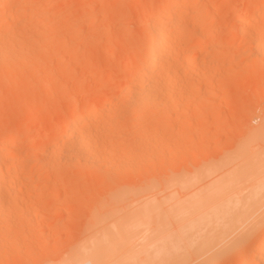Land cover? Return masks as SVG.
<instances>
[{"label":"rangeland","instance_id":"1","mask_svg":"<svg viewBox=\"0 0 264 264\" xmlns=\"http://www.w3.org/2000/svg\"><path fill=\"white\" fill-rule=\"evenodd\" d=\"M163 2L164 0H0V45L4 46V50L0 51L2 54L4 51L5 55L10 51L11 54L9 57H4L3 54L4 60L0 56V139L20 134L17 146L21 151L18 150L19 154L26 152L43 156L49 149L52 153L53 148L56 149L53 155L55 152L60 154L61 148L67 149L71 145L69 142L73 143L72 137L69 136V139L68 135L66 146L61 147L62 142L57 141L62 135L60 131L69 133V126H66L69 125L68 116L87 113L84 108L89 107L90 110L95 104L98 111L95 113L96 118L82 123L87 126L83 127L80 123L77 127L89 130L88 125L95 121L90 126H97V130L98 126L101 127L98 130L101 134H95L101 135L99 140L97 136H94L97 141L93 139L94 145L101 142L100 146L95 145L97 151L102 149L103 141L107 142L109 144H104V149L109 145L114 148L108 147L106 153L104 149L100 152L107 155L110 154L107 150L112 149L109 151L114 153L110 157L108 155V159L112 157V161L109 160L111 162L117 159L114 167L119 164V158L122 157L123 161V167L119 164L118 167L122 168H117L118 171L114 173L111 171L115 170L113 163L109 162L111 167L106 164V155V160L102 159L105 161H98L101 153H97L98 158L88 163L97 164L90 165L91 168L99 167L93 169V172L97 171L94 172L96 176L92 169L89 172L90 167H84V159L91 158L88 153H81V157H86L77 158L82 159L83 166H80L76 158L67 161L68 164L73 161L72 165L63 161L61 163V160L56 162V156L51 154L56 162L52 163L49 161L50 155H47L50 153H46L49 162L44 161L42 168H39L42 164L40 162L36 168L38 161L34 162L35 160L20 166L18 172L26 173L29 182L32 178L33 185L27 182L32 190L26 189H30L31 193H28L29 196L27 194L28 197L23 196L26 201L22 196L19 197L22 202L17 199L15 208H12H17V213L25 201V206L21 207L24 210L19 211L26 218L17 215L23 219L19 222L20 219L14 216L15 212L11 213L14 215L10 218L11 224L18 219L15 226L18 227V223H21L20 226L23 227L17 228L9 224L10 229L7 226L9 233H14L13 227L16 228L17 235L13 237L15 242L11 238L14 234L11 233V237L7 234L8 229H3L6 233L2 234L3 225L0 224V235H6L4 237L7 239L10 237L9 241L12 240L8 243L13 242L11 245L19 243L18 247L22 246L18 251H12L17 253L16 256L11 253L10 256L13 257L10 260L7 255L11 251L5 253L6 257L0 252V258L4 256V260H9L5 264L63 262L75 251L89 248L95 240H103L102 227L107 232L110 230L111 233H108L112 236V232L117 230L115 222L117 225L120 222L121 225L122 219L129 220L122 227L136 239L143 236L142 230L145 227H149L146 238L149 236L150 239L154 236L151 234V227L156 225L149 226V219L147 221L146 218L143 220L148 224H142V221V225L139 222L140 226H135L133 221L130 222L134 215L129 216L131 213L136 215L141 212L140 208L151 209L152 205L160 206L163 212L160 213L162 210L158 208L160 215H157V208H154L150 215L155 211L153 217L157 215V219H160L165 211L167 218L162 219L166 223L170 222L167 226L171 229H167L173 241H177V244L172 241L169 243L178 247L170 246L175 248V252L168 249L167 245V258L171 263L244 264L263 241L264 135L254 139L249 136L253 132L256 135L263 130L261 126H264V73L257 69L262 67L264 70V44L259 50H255L251 43L255 31L261 32L260 35L264 37V0H197L195 3L187 2V5L181 0L183 3L179 2L178 5H183L184 9L180 7V11L181 8L183 11L179 14L180 17L183 12L186 15L185 18L182 17L183 20L187 16H190L187 19L194 17V13L198 15H195L199 21L194 23L197 27L194 30L201 53L186 75L183 73L182 56L186 46L180 43L182 51L179 50V45L175 46L178 47V55L172 57V61L177 56L181 62L183 60L176 64V61H171L182 67L178 77L174 76L173 81L177 80V85L173 83L174 87L169 90L166 88L168 91L172 89L169 97L166 95L169 93H164L167 90L162 88L164 92L160 91L164 96H161L160 91V97L157 96L161 104L156 99L155 103H147L148 107L146 103L134 102L132 99L139 92L130 93L127 86L130 75H135L140 58L145 53L144 40L150 29V22L147 23L146 20L149 15L151 20L156 18L155 12L158 16L157 11H162ZM187 12H193L192 16ZM253 12L255 15L251 14ZM9 14L14 20L5 23L4 18ZM239 15H246L245 21L247 20L243 36L238 33L239 26L236 23ZM193 25L189 24L187 27L193 28ZM207 31L211 34L210 38L205 37ZM3 43H7L9 49ZM8 58L14 60V63ZM8 63L10 67L7 66ZM175 77L178 79L175 80ZM175 86L179 89L176 90ZM129 93L132 94V99L131 96L128 97L130 101L126 97ZM133 103L138 107L146 105L147 108L141 106L137 109ZM74 106L76 110H72ZM142 107L144 110L141 111ZM77 110L80 112H76ZM112 111L115 112L114 116L110 114ZM63 126L66 128L62 129ZM91 127L90 131L94 129L95 132V128ZM102 129L106 130L103 132ZM153 132L155 135L157 132L162 135V139L158 146L149 144L152 148L156 146L152 151L150 146L147 145L148 149L143 144L145 141L149 143V139L151 143H157V139H151ZM143 133L145 137L142 136ZM35 135L50 137L53 146L50 147L52 144L47 145L45 142L30 143L29 139ZM140 135L144 140L138 141ZM146 148L149 152L144 150ZM41 151H44L43 155ZM141 159L146 160L143 166L140 162L144 161ZM96 161L105 162L112 169L109 170L104 163L98 164ZM122 161L120 160L121 163ZM50 163L57 165V168H51ZM101 172L104 176L112 173L110 179L101 177ZM97 173L101 174L100 177H97ZM17 202L22 205L18 207ZM146 203L149 208L142 207ZM136 210L139 211L136 213ZM127 216L129 219H124ZM110 217L116 218L114 222ZM98 218L103 219L100 221L106 223L108 229L105 224L102 226V222L99 224L96 221ZM107 221L112 222L115 227L109 223L110 226ZM40 223L45 225L46 229L43 231H39L42 230ZM99 226L102 227L99 229ZM173 229L177 231L174 233L178 235L176 239L171 233ZM30 234L33 237L30 236L29 239ZM138 240L135 246L139 250L142 244ZM8 243L6 244L9 245ZM23 243H26L34 256L30 255V258L23 251ZM10 246L8 247L11 248ZM15 247L13 246L14 250H17ZM7 249L2 251H8ZM151 251L148 255L154 254ZM139 255L137 257L140 259L136 257L135 261L129 260L128 264H158V259L149 260L145 253ZM143 257L145 261H142ZM251 264L264 263L254 261Z\"/></svg>","mask_w":264,"mask_h":264},{"label":"bare ground","instance_id":"2","mask_svg":"<svg viewBox=\"0 0 264 264\" xmlns=\"http://www.w3.org/2000/svg\"><path fill=\"white\" fill-rule=\"evenodd\" d=\"M4 0H1V2H3ZM194 1V2H193ZM195 1H197V0H187V1H184L183 0V2H181V0H164V2H163V6H162V11L160 12V10L159 11H157V13H158V16H157V14H156V12H155V14L154 15H156V18L155 17H153L154 15L152 14V17H153V19L151 20L150 19V15H149V19H147L146 20V22L148 23V22H150V29L148 30V34H147V36H146V39L144 40V49H145V53H144V55H142L141 56V58H140V64H139V68H138V70L137 69H135V70H137L136 71V73H135V75L134 76H131L130 75V77H129V84H128V86H127V88H128V90H127V88L124 86V88H126L125 89V92L127 93V91H129L130 93H133V91L135 92H139V94H135V98L133 97V99H132V94L130 95V93H129V95L127 96L126 95V97H127V99L129 100V98L128 97H130L131 96V98L130 99H132L134 102H136L137 104H142V103H146V105L149 107V104H147V103H149V102H151V103H155V102H157L158 101V104H161V102H159L160 101V95H158V93H159V91L160 90H162V88H165V89H163L164 91L165 90H169V88H172V87H174V84L175 85H177L176 83L178 82L177 80H176V78L178 77L177 75H178V73L179 72H181L182 71V67L179 65V64H177V65H175L176 63H182L183 62V60H184V66H183V73L184 74H186L187 75V73H190L189 71L191 70V68L192 67H194V66H192L193 65V63L195 62V60H196V58L198 57V55L201 53V49H200V47H199V42H198V37H197V33H196V31L194 30V29H196L197 27L195 26V24L194 23H196V20H198V18L196 17L195 18V15L196 16H198L197 14H195L194 13V17H192V18H195V20L194 19H192V18H190V19H187V18H189L188 16H187V18L186 19H182V17H186V15H184V13L185 12H183V14H182V17H180L181 15L179 14V12H181V11H183V9H184V7H183V5L182 6H179L178 4H179V2H181V3H183V4H186L187 2L189 3V2H191V3H195ZM199 1V0H198ZM187 5V4H186ZM185 6V5H184ZM180 7H182L181 8V11H180ZM159 9H161V8H159ZM256 12V11H255ZM255 12H253V13H251V14H254L255 15ZM160 13V14H159ZM191 13H193V12H190V14L187 12L186 14H189V15H191ZM192 16V15H191ZM246 16V15H245ZM245 16L243 15H239L238 16V20H237V24H238V26H239V31H238V33L240 34V35H245V31H246V29H247V25H246V23L245 22H247V20L245 21ZM11 16H10V14L6 17V18H4V22L5 23H9V22H11V21H13L14 19H11L10 18ZM151 17V18H152ZM155 18V19H154ZM199 21V20H198ZM188 22H191V23H188ZM249 22V21H248ZM251 22H252V20H251ZM146 23V24H147ZM186 23H188V25L187 26H189V24H194L193 26V28L191 27H187V26H185V24ZM188 28H190L189 30H187ZM207 34L205 35V37L206 38H210L211 36V34L209 33V31H207L206 32ZM239 34H237L238 36H239ZM261 34V32H258V31H255V34H254V36H250L253 40H251L252 42L251 43H253V48H255V50H259L261 47H262V45L264 44V37L262 36V35H260ZM253 35V34H252ZM180 43H182V44H185V48H184V46L182 47V48H184L185 49V53L182 55L181 53V51H182V49L180 48L181 46H180ZM4 44V43H3ZM2 44V45H3ZM9 45H11V43H8ZM5 45V44H4ZM179 45V50H181L180 52V54L184 57V59H183V57H182V62H181V60H179L178 59V56L177 57H175L174 58V61H176L175 62V64H173L172 62H174V61H172V57H174L177 53H176V48H178V47H176L175 48V46H178ZM1 46V45H0ZM6 48H7V43H6ZM2 47H4V46H1L0 47V49L1 50H4V49H2ZM12 47V46H11ZM5 48V49H6ZM7 49H9V48H7ZM183 49V50H184ZM178 50V49H177ZM178 50V51H179ZM6 51L7 50H5V53H6ZM177 51V52H178ZM10 52V51H9ZM9 52H7L6 53V55L4 54V51H3V54L5 55L4 57H6V56H10L11 54L9 53ZM0 53H1V55L0 56H2V60H4L5 58L3 57V54H2V51H0ZM9 53V54H8ZM179 53V52H178ZM8 54V55H7ZM178 55V54H177ZM185 55V56H184ZM179 56V57H180ZM13 58V57H12ZM11 57H10V59H12ZM176 58H177V60H176ZM0 59H1V57H0ZM9 59V58H8ZM9 59V60H10ZM1 61V60H0ZM14 60H10V62L11 63H14L13 62ZM172 61V62H171ZM178 61V62H177ZM9 62V63H10ZM7 64V66L8 67H10L9 65L10 64ZM182 64V65H183ZM14 64H12V66H13ZM195 65V64H194ZM6 66V65H5ZM11 66V67H12ZM180 67V68H179ZM251 68L253 69L254 67L253 66H251ZM251 68H248L249 70L251 69ZM259 68H261V69H259ZM259 68H257L258 70H262L261 72L262 73H264L263 71V68L262 67H259ZM9 70H10V68H8ZM195 69V68H194ZM257 69H254V70H257ZM248 70V71H249ZM252 71V70H251ZM253 72V71H252ZM251 72V73H252ZM257 72V71H256ZM254 73V72H253ZM134 74V73H133ZM177 76V77H175V80L176 81H173L174 80V76ZM178 79V78H177ZM180 81V80H179ZM176 82V83H175ZM174 83V84H173ZM183 84H182V86H184L185 84H184V82H182ZM179 84H181V83H179ZM127 85V84H126ZM180 86V85H179ZM167 88V89H166ZM175 88H176V90L177 89H179V87L177 86H175ZM181 88V87H180ZM127 90V91H126ZM162 90V91H163ZM166 91V92H164L165 94L166 93H169V94H166L167 95V97H169L168 95H171V91H172V89L170 90V91ZM123 91H124V89H123ZM161 92V91H160ZM163 92H161V96L163 95L164 96V93ZM124 93V92H123ZM160 94V93H159ZM174 94H175V91H174ZM157 96H159L158 98H159V100L157 99ZM162 96V97H163ZM172 97V96H171ZM156 99H157V101H156ZM170 99V98H169ZM173 99H174V95H173ZM127 100V101H128ZM161 100H164V98L163 99H161ZM120 101V100H119ZM121 101H122V99H121ZM130 101V100H129ZM132 102V101H131ZM130 102V103H131ZM105 103V102H104ZM120 103V102H119ZM129 103V102H128ZM98 104V103H97ZM103 104V103H102ZM106 104V103H105ZM135 106L137 105V104H135V103H133ZM132 104V105H133ZM157 104V103H156ZM157 104V105H158ZM99 105V104H98ZM100 105H101V103H100ZM99 105V106H100ZM146 105H141V106H145L146 107ZM153 106L154 104H150V106ZM92 106H94L92 109L90 108V110L88 109V108H84L85 110H86V112L87 113H73V111H72V115H70V116H68V122H67V124H69V125H66V126H69V133H68V131H64L63 133L60 131V134H62L61 136H60V139L59 140H57V141H60V143L61 144H63L61 147H64V145L66 144V143H68V141H67V139H68V137L70 136V137H72V141H73V143H71V142H69V144H71L70 145V147H68L67 149H62L61 148V153H62V155H61V153L60 154H55L54 153V155L52 154L53 153V151L54 150H56L55 148H53V150H52V153H51V151H49V150H51V149H47L48 150V152H46V153H50V154H47V155H50L49 157H50V160L49 161H51L52 163H54L55 161L53 160V157L54 156H56V157H54V158H56L55 160H56V162L57 161H59V160H61V163H62V161L63 162H67L68 160H73V159H77V158H84V157H86L85 155L83 156V157H81L80 156V154L81 153H83V154H85V153H88V156L89 157H91L90 159L88 158V159H84V163L85 164H87V166H85V164H84V167H86V168H88V167H90V169H89V172H90V170L92 169V172H93V169L95 168H91V166H93V164H96L95 162L94 163H92V165L90 166L88 163H90V161L91 162H93V160H95V159H97L98 157H96V156H98V154L97 153H101L100 151H102L103 152V150L102 149H104L105 147V145L104 144H106L104 141H103V146H102V149H99L100 151L98 152L97 151V148H96V146L95 145H101V142H99L98 144L96 143L95 145H94V143L95 142H93L94 140H96L97 141V139L99 140V138H100V136L98 137L97 135H95L96 134V132L97 133H99L98 132V130L99 129H101V127L100 126H98L99 127V129L97 130L96 128H97V126H96V128L95 127H91L90 125L92 124V123H95V121L94 122H92L94 119L93 118H96L95 117V113L97 114V112L98 111H96V107H95V104L94 105H92ZM97 106V105H96ZM99 106H98V108H99ZM141 106L139 105V107L138 106H136L137 107V109H139V108H141ZM155 106V105H154ZM134 107V106H133ZM143 108V107H142ZM147 108V107H146ZM88 109V110H87ZM72 110H76V107L74 106L73 107V109ZM81 110V109H80ZM99 110V109H98ZM141 111L142 110H144V108L143 109H140ZM79 110H77L76 112H78ZM81 111H84L83 109L81 110ZM96 111V112H95ZM141 111H139V112H141ZM80 112V111H79ZM85 112V111H84ZM114 111H112V112H110V114L111 115H113L114 116ZM138 113V112H137ZM109 114V115H110ZM140 114H142V113H140ZM110 115V116H111ZM116 116H117V114L115 115V118H116ZM139 116V115H138ZM137 117V116H136ZM114 118V117H113ZM114 118V119H115ZM91 119H93L91 122V124H89L88 126H89V130H85L84 128L83 129H81L80 128V126H79V128L77 127V125L78 124H80L81 126H83L84 127V125H85V123L84 124H82L83 122H86V120H87V122H89ZM112 119V118H111ZM85 120V121H84ZM89 120V121H88ZM110 120V119H109ZM110 121H112V120H110ZM106 123V122H105ZM263 124H264V121H263ZM97 125H99V124H97ZM102 125V124H101ZM262 125V124H261ZM85 126H87V125H85ZM92 126H94V125H92ZM263 126V125H262ZM261 126V128L263 129L262 131L260 130V132H258V133H256V135H255V133L253 132V133H251V135H254V137H252L251 135L249 136L250 137V139H254V138H257L258 136L259 137H261L260 135H264V126L262 127ZM77 127V128H76ZM90 127L93 129V128H95V132H94V129L92 130V131H90ZM103 127V126H102ZM64 128H66L65 126H63V128L62 129H64ZM87 128V127H86ZM104 128H105V126H104ZM260 128V127H259ZM157 129V128H156ZM66 130H68V128L66 129ZM97 130V131H96ZM103 130V129H102ZM106 130V129H105ZM105 130H103V132L105 131ZM159 130V129H158ZM100 131V130H99ZM155 132L157 131V130H154ZM257 131H259V130H257ZM102 132V131H101ZM102 132V134L104 135V133ZM256 132V131H255ZM158 133V132H157ZM157 133H156V135H157ZM160 133H161V131H160ZM99 134H101V133H99ZM139 134V133H138ZM138 134H137V136H138ZM141 134V133H140ZM153 134H154V132H153ZM159 134V133H158ZM8 135H11V134H8ZM8 135H6V136H8ZM19 135V136H18ZM68 135V137H66ZM146 135V134H145ZM150 135H152V134H150ZM155 134L154 135H152L153 137L151 138V136H149V138H151V139H153L154 138V140L155 139H157L158 141H157V143H156V141L154 142H152L151 143V140L149 139V138H147V140L149 139V143H148V141L146 142H144L145 144H143V145H145L146 147H148V146H150L149 144H151V146H154V145H156V146H158L159 145V143L161 142V139H162V135L160 136V134L159 135H157V136H159V137H157ZM4 136V135H3ZM2 136V137H3ZM94 136H97V139L94 137ZM142 136H144V133H143V135ZM154 136H156V137H154ZM257 136V137H256ZM1 137V138H2ZM21 138V135L20 134H12L11 136H9V137H6V138H3V139H0V224L2 223V225L4 226L5 225V227H3L2 226V230L3 229H8V231H6L7 232V234L9 233V231H10V229H12L11 227H10V225L12 226H15V225H17L16 223H17V221H18V219H16V217H17V215H21V216H23L24 214H22L21 213V211H19V209H21V210H24V207L23 208H21L22 206H25L24 205V203H25V201H26V199L23 197V196H27V194L28 193H31V191H30V185L29 184H31V182H33L32 181V178H30V182H29V180H27V174L26 173H22V171H21V173L20 172H18V170H20L19 168H20V166H23V165H27L26 164V162L28 163V161H33V160H35L34 162H37L36 163V168H37V164L40 162V163H42L41 164V166H39L40 165V163L38 164V166H39V168L41 167L42 168V166H43V162L45 161H47V159H48V157H47V155H46V153H45V155H46V157H45V155H43L44 153H42V152H44V151H41V153H42V155L43 156H36V155H31V154H29V153H23V154H19V152H21L19 149H17L18 147L17 146H19L18 144V141L20 142V138ZM58 137H59V135H58ZM66 137V138H65ZM69 137V139H71ZM140 138H139V140L138 141H140V139H142L141 138V135L139 136ZM145 137V136H144ZM144 137H143V139L142 140H144ZM161 137V138H160ZM95 138V139H94ZM159 138V139H158ZM94 139V140H93ZM104 139V138H103ZM52 139L50 138V137H48V138H42V137H40V136H33V137H31L30 139H29V141H30V143H35V144H39V143H42V142H45L47 145L49 144V143H51L52 144V142L53 141H51ZM56 141V142H57ZM70 141V140H69ZM142 142V141H141ZM140 142V143H141ZM139 143V144H140ZM156 143V144H155ZM56 144V143H55ZM68 144V145H69ZM73 144V145H72ZM109 144V143H108ZM108 144H106V145H108ZM111 144V143H110ZM153 144V145H152ZM50 145V144H49ZM141 145V144H140ZM148 145V146H147ZM51 146H53V144L52 145H50V147ZM66 146V145H65ZM150 146V147H151ZM156 146L154 147L155 149H156ZM49 147V148H50ZM109 148L111 147L110 145L108 146ZM107 147V148H108ZM113 147V146H112ZM111 147V148H112ZM101 148V147H100ZM106 148V149H107ZM114 148V147H113ZM116 148V147H115ZM144 148V147H143ZM154 148H152L151 147V149L150 150H154ZM106 149H104V151L106 150ZM148 149H149V147H148ZM18 150H19V152H18ZM46 150V151H47ZM109 150H111L112 151V149H108L107 150V152H110V154H108L107 153V159H108V155H109V157L111 156V153L113 154L114 152H111V151H109ZM118 150V149H117ZM144 150H147V148L146 149H144ZM152 150V151H153ZM62 151H64V152H62ZM114 151H116V149L114 150ZM148 151V150H147ZM116 152H118V151H116ZM145 152V151H144ZM149 152V151H148ZM40 153V154H41ZM104 153H106V151L104 152ZM39 154V153H38ZM53 155V157H51L52 155ZM57 155H58V158L59 159H57ZM60 155H61V157L62 158H60ZM73 155V156H72ZM76 155V156H75ZM87 155V154H86ZM102 155H104L103 153H101V155L99 154V156H101V159H99L98 161H105L106 160V156L104 155L103 157H102ZM72 156V157H71ZM75 156V157H74ZM78 156V157H77ZM80 156V157H79ZM87 156V157H88ZM70 157V158H69ZM74 157V158H73ZM123 157H125V156H123ZM52 158V159H51ZM105 159V160H102V159ZM112 158V157H111ZM111 158H109L108 159V161L106 160V164L108 165V164H110L109 162H111L112 161V159ZM125 158H127V157H125ZM37 159V160H36ZM63 159V160H62ZM64 160H66V161H64ZM81 160L82 159H77V161H79L80 163V166L82 165L83 166V161L81 162ZM109 160H111V161H109ZM115 160H117V159H114V161L113 162H111V164L113 163V169H115V170H111L112 168H109L108 166H110L111 167V164L110 165H106L105 164V162H100L101 164H103L104 166H106V168H108L109 170H111V171H114V173H115V171H118V169L120 170L123 166V161H122V157H121V159L119 158L118 159V163L120 164V166H122L121 168H119L120 166H119V164L117 165V166H115L114 167V163H116L117 161H115ZM120 160L122 161V163L120 162ZM123 160H125V159H123ZM141 160H143V159H141ZM140 160V161H141ZM49 161H47L46 163H48ZM54 161V162H53ZM75 161V160H74ZM76 161V162H77ZM144 162H140V163H143V164H141L142 166L144 165V163H145V161L146 160H143ZM44 162V163H45ZM55 162V163H56ZM70 162V161H69ZM97 162V161H96ZM52 163H50L51 165H52ZM59 163V162H58ZM57 163V164H58ZM65 163H64V165H65ZM72 163H73V161H72ZM72 163H69L68 164V162H67V164L68 165H72ZM98 164H100L99 162H97ZM125 163H127L126 162V160H125ZM139 163V162H138ZM50 164H49V166H50ZM66 164V165H67ZM117 164V163H116ZM115 164V165H116ZM122 164V165H121ZM127 164H129V163H127ZM32 166L34 165V164H31ZM45 165V164H44ZM54 165V166H53ZM52 166H50L51 168H53V167H55V168H57V165H55V164H53ZM63 165V164H62ZM89 165V166H88ZM97 165V164H96ZM96 165H94V166H96ZM125 165V164H124ZM29 167H30V165H28ZM27 166V167H28ZM30 167V168H32V169H35L36 170V168H33V167ZM35 166V165H34ZM48 166V168L49 169H51L50 167ZM119 166V167H118ZM126 167H127V165H125ZM46 167V166H45ZM43 168V169H46V168ZM100 167H103V166H100ZM126 167H124L125 169H126ZM54 168V169H55ZM96 168H97V166H96ZM95 168V169H96ZM99 168V167H98ZM97 168V169H98ZM106 168H104L103 167V169H106ZM118 168V169H117ZM117 169V170H116ZM38 170V169H37ZM40 170V169H39ZM124 170V169H123ZM94 172H97L96 170L94 171ZM93 172V173H94ZM98 173H100V171L98 172ZM97 173V177H100V175L102 174V172H101V174L99 175ZM114 173H113V175H114ZM25 174V176H21V175H24ZM107 174V173H106ZM105 174V175H106ZM112 174V173H111ZM111 174H108V175H106V176H104V173L102 174V176L101 177H103V178H105V180L111 175ZM94 175H95V173H94ZM112 175V176H113ZM29 177L31 176L32 177V175H28ZM96 176V175H95ZM111 176V177H112ZM102 179V178H101ZM109 179H110V177H109ZM100 180V179H99ZM101 181H103V179L101 180ZM27 182H29V186H27ZM31 185H33V184H31ZM26 187L27 188H30L29 190L28 189H26ZM143 187V186H142ZM29 192H28V191ZM32 190V189H31ZM23 197L24 199H25V201H23V205L22 204H18V202H17V206L18 205H22L21 207H19V209L17 210L18 212L16 213V209L14 210V209H12V208H15V205L16 204H14L15 203V201H17V199H19L18 201H20V202H22L21 201V199L19 198V197ZM28 196H29V194H28ZM27 196V197H28ZM21 197V198H22ZM26 197V198H27ZM23 199V200H24ZM19 202V203H20ZM148 203V202H147ZM146 203V205H143L142 207H146V206H148V208H149V205H151V201H150V204L148 205ZM152 204H154L153 202H152ZM155 204H157V203H155ZM159 204V203H158ZM14 205V206H13ZM151 207H153V208H151ZM150 208L151 209H156L155 211H156V213H157V215H160V213H162L163 212V210H162V208L159 206L158 207V205H157V207L155 206H150ZM158 208L160 209V211H158ZM141 209V212H139V213H137V211H139V210H136V215L134 214V213H131V215L129 216V217H131L132 216V214L134 215V216H132L131 218H130V222L131 221H133L132 223L136 226V224H137V226H140V225H142V224H148V222L150 223V224H148L149 226H151V225H153V226H155L154 228L153 227H151V232H153V233H151L152 235L154 234V236L153 237H150V239H149V236L146 238V236L149 234L148 232H149V227H145L144 228V230H142L143 232V234L142 233H140V234H142L143 236L140 238H138V239H140L141 241V249H136V247H138L137 245L135 246V242H137V241H139L138 239H136V237H134V235L132 236L130 233H129V231L126 229V228H124V227H122V225L123 226H125L126 225V223H128L129 222V220L128 221H123V219H122V221H121V225H120V222H118L119 223V225H117L116 223L117 222H115V226H117V230H115L113 227V230H115L114 232H112L113 234H112V236H111V234H109V233H111L110 232V230L107 232L106 231V228H103L102 226H105L106 225V223H104L103 221H100V220H103V219H101L100 218V220H99V218L96 220V221H98L99 222V224L101 223V227H102V235H103V240H101V241H97L96 242V240H95V242H93L92 243V245L89 247V248H82V249H80V250H77V251H75L74 253H73V255L71 256V257H69L68 259H65L63 262H61V261H57V262H59V263H57V262H55V264H128V261L130 260V261H135L136 260V257H137V255H139L140 253V255H142V253H145V254H147V258L149 259H153V260H156V259H158V264H176L175 263V261H173L172 263L169 261V258H167V254H168V250H167V245H169V243L172 241V242H175L176 244H177V241L176 240H174L173 241V237H171V234H170V232H169V230L171 229V227H168L167 226V224L168 223H170V222H168V223H166L165 221H163V219H165V218H167V214L165 213V211H164V213L163 214H166V216H164L163 214H162V216H160L161 218L159 219H157V215H156V217H153V215H155L154 214V212L155 211H152L153 213H152V216L150 215L151 214V209H147V207L145 208V209H143L142 210V208H140ZM13 211V212H12ZM158 211V212H157ZM15 212V214L16 215H14V214H11V213H14ZM24 212V211H23ZM160 212V213H159ZM19 213H21V214H19ZM112 213V212H111ZM11 215H12V217H11ZM13 215L14 216H16L15 217V219H16V221H13L12 222V224H11V220L12 219H10V218H13ZM45 217H48L47 215H44ZM172 216V215H171ZM25 216H23V218H24ZM129 217L127 216V217H125L124 219H126V218H128L129 219ZM165 217V218H164ZM175 216H173V218H174ZM17 218H19L20 220H19V222L20 221H22L21 220V218L22 217H17ZM26 218V217H25ZM35 217H33V219H34ZM104 218V217H103ZM111 218H113V222H114V219H116L115 217H110V219ZM118 218H120V217H118ZM122 218V217H121ZM120 218V219H121ZM147 218V219H146ZM155 218H156V221H155ZM163 218V219H162ZM36 219H37V217H36ZM47 219V218H46ZM45 219V220H46ZM109 219V218H108ZM107 218H106V220H108ZM120 219H119V221H120ZM143 219H146L147 221H148V219H149V221L147 222L146 220L144 221ZM169 219V218H168ZM168 219H166V220H168ZM31 220H32V218H31ZM35 220V219H34ZM44 220V221H45ZM106 220H104L105 222H106ZM41 221V220H40ZM42 221H43V219H42ZM117 221V220H116ZM143 221V223L141 224V222ZM159 223H158V222ZM15 222V223H14ZM25 221H23V223H24ZM95 222V221H94ZM126 222V223H125ZM140 222V225L138 224ZM147 222V223H146ZM4 223V224H3ZM14 223V224H13ZM23 223H22V225H23ZM41 223H43V222H41ZM39 224L40 226V228L42 229V230H39V231H43V229H46L45 228V225L43 226L42 224ZM96 224H98L97 222H95ZM107 223H108V221H107ZM110 224H112L113 225V223L112 222H109ZM108 223V224H109ZM158 223V224H157ZM176 223V222H175ZM174 223V224H175ZM10 224V225H9ZM19 224V226L18 227H23V226H20V224L21 223H18ZM44 224H46V223H44ZM94 224V223H93ZM105 224V225H104ZM109 224V225H110ZM155 224V225H154ZM1 226V225H0ZM7 226H9L10 227V229L9 228H7ZM42 226L44 227V228H42ZM111 226V225H110ZM114 226V225H113ZM114 226V227H115ZM147 226V225H146ZM15 227H17V226H15ZM15 227H13V229H14V233H12V234H14L12 237H11V233H9L10 235V237L13 239H11L12 241H16V239L14 240V238L13 237H15L16 235H17V230H16V228ZM17 227V228H18ZM100 226L98 227L99 229L101 228ZM106 227H107V229H108V226L106 225ZM1 228V227H0ZM169 230H168V229ZM20 229H23V228H20ZM99 229H98V232H99ZM126 229V230H125ZM15 230H16V233H15ZM0 231H1V229H0ZM97 231V230H96ZM183 231V230H182ZM181 231V233H183ZM3 232H4V230L2 231V234H3ZM6 232H4V233H6ZM97 232V234H99ZM103 232H104V234H103ZM169 232V237L170 238H168L167 236H168V233ZM40 234L42 233V232H39ZM114 233H116V234H114ZM148 233V234H147ZM172 235H174V233H177V231L175 230L174 231V229L172 230ZM180 233V234H181ZM2 234L0 235V236H2ZM32 234V233H31ZM31 234L29 235V239H30V236H31ZM101 235V234H100ZM152 235H150V236H152ZM5 237H7L6 235H4ZM4 236H2V241L0 240V243L2 244V242L4 241V240H7L6 242L4 241L3 243H8V242H10L9 241V238L10 237H8V239L7 238H5ZM175 237H174V239H176L177 237H178V235H174ZM31 237H33V236H31ZM102 236H100V238H101ZM230 237V236H229ZM1 238V237H0ZM3 238H5V239H3ZM171 239V240H168V239ZM228 238V237H227ZM34 239V238H33ZM153 239H154V242H153ZM167 239V240H166ZM152 240V241H151ZM178 240V239H177ZM169 241V242H168ZM156 242L157 243H159V244H156ZM171 242V243H172ZM30 243H31V241H30ZM168 243V244H167ZM170 243V244H171ZM1 245V246H3L0 250V252L2 253V254H4V256L6 257V255H5V253L6 254H8V252H10L8 255H7V257H8V259L9 258H12L13 257V255L14 256H16L15 254L17 253H13L12 251H18V248L19 247H22L21 245L18 247V244L19 243H15L16 245H11V244H13V242H11V243H8L9 245ZM25 244V245H24ZM43 244V243H42ZM41 244V245H42ZM155 244L157 245V246H155ZM11 245V246H10ZM22 245H24L23 246V251L28 255V256H30V255H32V253H31V251L30 250H28L29 249V242H28V246L26 245V243H23ZM44 245V244H43ZM0 246V247H1ZM6 246V247H5ZM8 246H10L11 248H9ZM13 246H16L15 247V249H17V250H14V248H13ZM25 246H27V247H25ZM170 246H173V247H175V245L174 244H172V245H169V247H168V249H170V250H172V251H176V250H174L175 248H178V247H175L174 249H173V247H171L170 248ZM24 247H25V249H24ZM4 248H9V249H7L8 251H2V250H4ZM13 248V249H12ZM152 248H153V250H152ZM149 249H150V251L151 252H153L154 251V254L152 253V255H150L151 257H149V255H148V252H150L149 251ZM31 254H30V253ZM0 253V254H1ZM11 253L13 254L12 256H10L11 255ZM25 253H23V255L25 254ZM139 255V256H140ZM156 257V258H153L154 256ZM1 256H3V255H1ZM2 257V258H0V260L2 261V262H0V264L2 263V264H5V263H8V261L10 260H8L7 258V260H4L5 259V257ZM26 256V255H25ZM32 256H34V254L32 255ZM32 256H30V258L32 257ZM145 257V256H144ZM144 257L142 258L143 260L142 261H145V259H144ZM160 257V258H159ZM29 258V257H28ZM139 257H137V259H138ZM147 258H146V261H147ZM140 259V258H139ZM149 259V260H150ZM151 259V260H152ZM5 261V262H4ZM142 261H139V262H142ZM254 261H256L257 263H264V239H263V241L261 242V244L259 245V246H257V248H256V251L254 252V254H253V256H251L244 264H251L252 262H254ZM134 263V262H133ZM142 263H144V262H142ZM146 263V262H145ZM144 263V264H145Z\"/></svg>","mask_w":264,"mask_h":264}]
</instances>
